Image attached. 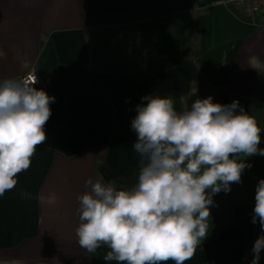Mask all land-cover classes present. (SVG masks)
Returning <instances> with one entry per match:
<instances>
[{
    "label": "crops",
    "instance_id": "obj_1",
    "mask_svg": "<svg viewBox=\"0 0 264 264\" xmlns=\"http://www.w3.org/2000/svg\"><path fill=\"white\" fill-rule=\"evenodd\" d=\"M0 52V76L33 68L34 86L55 97L47 140L0 196V264H116L107 246L80 247L78 196L89 178L138 183L131 121L145 95L172 98L178 112L208 96L238 100L264 149V14L246 22L225 0H0ZM240 159L251 167L213 196L208 236L185 264L239 259L262 234L251 221L264 156Z\"/></svg>",
    "mask_w": 264,
    "mask_h": 264
},
{
    "label": "clouds",
    "instance_id": "obj_2",
    "mask_svg": "<svg viewBox=\"0 0 264 264\" xmlns=\"http://www.w3.org/2000/svg\"><path fill=\"white\" fill-rule=\"evenodd\" d=\"M249 65L260 67L259 57L250 56ZM37 82L36 76L0 80V196L15 188L18 175L47 140L45 125L55 97L37 89ZM141 99L131 121L132 146L141 158L138 183L118 189L115 182L89 178L78 196L76 236L90 254L107 246L104 260L116 264H185L208 236L213 196L230 192L251 167L240 157L264 156L261 129L238 100L220 104L208 96L178 112L170 97ZM56 200L54 194L47 198ZM251 222H259L262 232L250 262L259 264L264 179L256 185Z\"/></svg>",
    "mask_w": 264,
    "mask_h": 264
},
{
    "label": "built area",
    "instance_id": "obj_3",
    "mask_svg": "<svg viewBox=\"0 0 264 264\" xmlns=\"http://www.w3.org/2000/svg\"><path fill=\"white\" fill-rule=\"evenodd\" d=\"M230 11L237 17L246 22L255 24L261 14H264V0H225ZM38 75L32 68L17 76V78L31 80V77ZM5 77L0 76V80ZM253 258L252 247H250L246 254L236 260L232 261H218L214 258H206L202 264H250ZM264 259V251L261 252L260 260ZM260 262V261H259Z\"/></svg>",
    "mask_w": 264,
    "mask_h": 264
}]
</instances>
